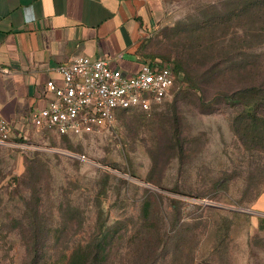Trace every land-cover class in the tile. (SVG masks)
Instances as JSON below:
<instances>
[{
  "label": "rangeland",
  "instance_id": "374dc122",
  "mask_svg": "<svg viewBox=\"0 0 264 264\" xmlns=\"http://www.w3.org/2000/svg\"><path fill=\"white\" fill-rule=\"evenodd\" d=\"M147 35L144 56L179 69L167 101L68 139L30 110L0 146V264H33L34 240L69 264L100 228L102 264H264V155L243 149L223 99L264 83V0H161Z\"/></svg>",
  "mask_w": 264,
  "mask_h": 264
},
{
  "label": "crops",
  "instance_id": "0c3cea01",
  "mask_svg": "<svg viewBox=\"0 0 264 264\" xmlns=\"http://www.w3.org/2000/svg\"><path fill=\"white\" fill-rule=\"evenodd\" d=\"M161 0H0V116L23 133L30 110L45 105L55 68L85 56L126 74L143 62L149 23ZM255 211L264 213V203Z\"/></svg>",
  "mask_w": 264,
  "mask_h": 264
},
{
  "label": "built area",
  "instance_id": "2783aa9c",
  "mask_svg": "<svg viewBox=\"0 0 264 264\" xmlns=\"http://www.w3.org/2000/svg\"><path fill=\"white\" fill-rule=\"evenodd\" d=\"M1 71V69H0ZM44 85L45 105L33 108V126L57 137L83 138L111 127L118 111H149L167 101L175 76L163 63L143 62L123 73L102 59L80 56L59 64ZM21 133L0 116V146H13Z\"/></svg>",
  "mask_w": 264,
  "mask_h": 264
},
{
  "label": "trees",
  "instance_id": "16d2710c",
  "mask_svg": "<svg viewBox=\"0 0 264 264\" xmlns=\"http://www.w3.org/2000/svg\"><path fill=\"white\" fill-rule=\"evenodd\" d=\"M153 59V57H151ZM161 62V61H160ZM162 63V62H161ZM166 64V63H163ZM171 67L170 65L166 64ZM175 81L171 94L175 92L178 87V67L175 65L171 67ZM223 99L231 106L237 107L235 115L231 121V128L236 136L237 140L246 151H255L264 155V83H247L238 90H234L230 93L223 94ZM156 108V107H153ZM152 108V109H153ZM150 109L149 111H151ZM128 111H140V110H128ZM149 111H140L147 113ZM127 111H118L116 118L119 115H123ZM171 136L177 139L181 136L177 129L171 128ZM67 138V137H62ZM21 139V138H19ZM16 139V140H19ZM68 139V138H67ZM149 206L144 205V210H148ZM260 227L264 226V218H259ZM98 237L96 241L86 245L83 248H77L74 250V255L69 264H102L105 260V250L111 236L108 231L99 229ZM44 243V242H43ZM26 251L33 254V264H46L44 261V254L41 252L43 244L35 245L33 243L26 244ZM43 255V256H42ZM36 257H39L38 259Z\"/></svg>",
  "mask_w": 264,
  "mask_h": 264
}]
</instances>
